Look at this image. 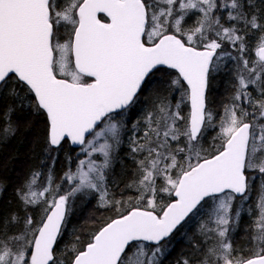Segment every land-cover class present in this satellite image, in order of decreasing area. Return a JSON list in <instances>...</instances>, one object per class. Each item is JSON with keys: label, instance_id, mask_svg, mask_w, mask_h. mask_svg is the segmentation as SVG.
<instances>
[{"label": "snow or ice", "instance_id": "1", "mask_svg": "<svg viewBox=\"0 0 264 264\" xmlns=\"http://www.w3.org/2000/svg\"><path fill=\"white\" fill-rule=\"evenodd\" d=\"M98 13L108 22H101ZM190 14L196 19L185 28ZM62 27L67 39L60 36ZM252 30L261 35L258 59L249 67L243 53ZM225 43L241 53L232 57L238 61V84L231 104L224 106L218 134L222 143L213 154L201 141L214 120L207 96L210 67L220 59L217 50L231 56L224 51ZM161 66L177 75L165 79L171 74L164 73L152 86L143 135L131 139L137 171L127 187L139 195L136 206L123 214L125 202L110 199L106 184L113 144H119L123 127L114 117L138 103ZM10 81L14 86L7 94L21 105L27 101L35 115H44V152L50 159L68 141L80 145L88 157L101 153L103 160L88 159L87 170L81 160L75 172L66 171L60 179L72 187L65 194H60L62 183L56 184L51 168L46 178L41 172L31 174L17 190L21 202L48 207L39 226L32 216L25 217L23 230H18V215L0 211V264H158L164 242L206 198L214 201L215 226L201 223L203 239L193 237L194 256L182 264H264V182L249 238L255 252L250 257L239 254L229 239L233 201L237 195L247 200L253 191L247 173L264 176V9L253 0H0V91ZM249 85L257 86L259 99L253 98ZM173 91H182L174 107L163 95ZM185 99L187 114L181 108ZM241 100L252 110L237 103ZM12 111L9 105L4 115ZM12 130L9 121L2 131ZM89 135L93 138L87 139ZM99 138L104 143L97 146ZM40 180L45 184L36 191ZM88 190L99 194L100 207H115L118 218L85 246L57 253L69 198ZM163 193L174 195L172 202L158 204Z\"/></svg>", "mask_w": 264, "mask_h": 264}, {"label": "trees", "instance_id": "2", "mask_svg": "<svg viewBox=\"0 0 264 264\" xmlns=\"http://www.w3.org/2000/svg\"><path fill=\"white\" fill-rule=\"evenodd\" d=\"M253 3L256 7L264 9V4L261 3V0H253ZM195 19L196 14H190L188 17H186L184 27L186 26L188 28L192 26ZM259 35H261V33L257 30H252L247 34V52L251 53L253 46L258 42ZM161 68L162 71L154 73L153 78L145 85V90L141 94L138 103L125 110L126 112L138 110L139 114H141V108L143 106L145 107V112L151 109V88L155 84H153L152 81H158L161 76L164 75V73L176 75L174 70L164 67ZM159 73L161 75L160 77ZM171 75H164V78L170 79ZM218 84L219 83L215 82L211 84L210 81V87H215ZM13 86V82L10 81L7 88L0 91V190L2 191L3 189L2 194H0V211H2L5 215L15 213L20 217L19 221H24L22 217L28 208L21 206V200L18 198L19 195H16L18 193L17 190L21 189L25 185L26 180L31 176L32 173L39 172V170H41V173L44 176V174L47 175L49 168L52 169L55 182L58 184L64 173L68 169H71L72 160L69 159V157L72 158L74 152L77 149L73 148L69 144L70 142L65 141L59 147L58 151H53L51 153L52 155L55 154V160L51 163L49 160L50 158L48 159L49 155L42 152V150H44L42 136V130L45 123L43 119L44 116L43 114L35 115L33 110L27 107V101L24 102V105H21L18 100L14 101L7 94ZM15 86L19 88L18 85ZM221 93H224V89H222ZM19 94L21 97H23L24 90L21 89ZM163 95L168 96L169 100L170 95L168 93H164ZM224 101L225 102L222 104L220 110H222L227 104V98ZM9 105L14 106V111L5 116L4 113ZM132 119L133 118H131L130 122H133ZM9 121L11 122L12 128L14 130L10 131L9 133H4L2 130L8 126ZM209 133L208 140L210 141L214 138L213 129H210ZM120 157L124 160H129L126 158L124 153H122ZM131 166L132 164H129V168L127 166L128 173L131 170ZM120 187L123 186L121 184L114 186L115 189H120ZM258 190V185L253 186V191L249 193V198L243 201L244 205L239 218L240 221L234 228L233 232L229 233V239L233 242V247L239 249V254L244 256L246 255V246L249 245V238L247 236H242L241 232L243 231V227L249 224H243L245 223V220L247 221V219H252L257 214L256 202ZM112 196L114 197L113 193ZM124 196L126 197V195ZM239 197L236 196L234 202H236ZM172 199V197L167 195L163 201V204L170 202ZM29 209L30 211H34L35 207ZM78 211L72 212L69 219L63 223L61 235L58 238L56 245L57 253L62 254L64 253L65 249H70L73 247V245L78 248L85 246L90 240L92 234L97 232L103 225H105L109 221L108 219L113 215V213L109 214V216H107L98 225L93 224L86 228L81 227L77 229V232L73 231L68 240H66L67 243L65 245L63 244V240L66 239L65 234H67L69 229L72 227ZM157 211H159V209H157ZM196 216L197 218L195 219L190 217L185 222H183V226L178 231H175L170 239L164 242V245L168 244L165 246L164 250L167 251V253L163 252V254H160L157 257L158 264H182L184 259L192 258L194 256L193 237H195L197 240H199V236L202 237L199 231L200 225L201 223L208 222L209 220V218H207L208 215H206L203 211H197ZM249 230L250 225H248L246 232L251 236ZM77 239L79 240V243H77ZM145 244L149 248L154 247V245L151 243ZM251 246L252 245L250 244V247Z\"/></svg>", "mask_w": 264, "mask_h": 264}, {"label": "rangeland", "instance_id": "3", "mask_svg": "<svg viewBox=\"0 0 264 264\" xmlns=\"http://www.w3.org/2000/svg\"><path fill=\"white\" fill-rule=\"evenodd\" d=\"M223 15L226 16L227 12L223 11ZM225 26H230V25L226 24ZM185 28H187V27L185 26ZM60 36L63 37V39H67L66 29L63 27L60 29ZM63 39L61 40V42H63ZM145 39H147V37H145ZM256 47H257V44H255L253 46L251 53L247 52V51L243 53L244 59H247L250 61L249 67L252 66V64H251L252 61L257 60ZM224 51L231 53V56H222L221 50H217V56H220V59L219 60L214 59L213 66L210 67L209 86L207 89V96H208V99L210 101L209 107L214 112V120H213L212 126H210L205 131V135L201 141L203 147L205 149L212 151L213 154L215 152V148L218 147L222 143V140L219 138L218 134L220 132V122H221V116L224 114V108L222 110H220V108H221L222 104L225 102L224 100L226 98H227V104L228 105L231 104L232 99L234 98V96L236 94V87L238 84L237 79H236V76L239 72L238 61L236 59H232V57L241 56L240 52H238L235 48H233L231 45H229L227 43H225V45H224ZM241 64H242V62H241ZM176 75H177V73H176ZM176 75H171L170 79L172 77H175ZM160 76L161 75L159 73V77ZM210 81H211V84H213L214 82L219 83V84L215 87H210ZM156 82H158V81H154V80L152 81L153 84ZM185 87H186V85H185ZM222 89H224L223 94L221 93ZM248 91L251 92L254 99H259V92L257 90L256 85H249ZM181 95H182V91H173L170 94L169 101L173 107L175 106V104L178 101H180ZM219 102H221V103H219ZM237 103L241 104L242 107L247 108L249 111L252 110L251 105L245 103L243 100L237 101ZM184 106H185V108H184ZM144 108H145L144 106L141 108V114H139L138 110H134L131 112L130 111L126 112L124 110L123 112L120 113V115L115 116L114 121H113V122L118 121V122L122 123L123 127L120 129V142H119V144H113V148L111 151V163H110L109 168L106 169V184L108 185L109 198L110 199L120 200V201L125 202L123 205V207H124L123 214H127V211L130 210V208L132 206H136L135 197L139 195V193L136 191L135 188H128L127 185L132 183V181L135 177L136 171H137L136 164H135L133 157H132V154H131L130 142H131V139L133 138L134 135H141V136L143 135L144 127H143L142 117L145 114ZM181 108L182 109L184 108L183 113L187 114V112L189 111V105H188V102L186 99H185V103L181 104ZM131 118H133L132 119L133 122H130ZM43 119L45 122V117ZM138 122H139V128L134 129L133 125L137 124ZM44 126H45V123H44ZM103 126L104 125L101 124L99 127H103ZM210 129H213V134H214L215 139L213 138L212 140L209 141L208 136L210 134L209 133ZM97 131H99V128H97ZM92 138H93L92 135H90L87 139H92ZM109 142L111 143V140H109ZM102 143H104V138H99V143L97 144V146H99V144H102ZM172 146L175 147L176 143L172 142ZM181 146H183V145H181ZM44 147H45V145H44ZM42 152L45 153L44 150H42ZM122 153H124L126 158L129 160L122 159L120 157V155ZM51 156L55 157V154L54 155L51 154ZM138 158L142 159L143 157L138 156ZM48 159H49V157H48ZM88 159H94L99 163V162H102L103 156L101 153L97 152V153H93L91 157H88L87 152H81V147H79L74 152V154L71 158V160H72L71 169H68L67 171L71 170L72 172H75L77 170V166L81 160H84L86 162L84 168H85V170H87V160ZM49 160L52 163L53 160L52 159H49ZM129 164H132V166H131L130 172L128 173L127 166L129 168ZM39 172H41V170H39ZM247 175L249 177V180H250V183L252 184V186L258 185V189H260L261 183L264 182V176H261L258 172H255V171H249L247 173ZM47 176H48V173H47V175L44 174L45 178ZM38 183L40 184V187H37L35 190L41 191L42 187L45 184V181L40 180V181H38ZM61 183H62V189L60 191V194H65L66 192L71 191L72 185H70L67 181L62 182L60 180V182L58 184H61ZM158 183H162V181H158ZM117 184H121L123 187H120V189H115L114 186H116ZM2 192H3V189H2V191L0 190V194H2ZM258 192H259V190H258ZM112 193L114 194V197L112 196ZM124 195H126V197ZM167 195L168 194H166V193L161 194V197L158 198L157 203L163 204V201L165 200ZM130 197L132 198L131 201H129ZM172 198L174 199V195L172 196ZM48 199H51V196H49ZM98 200H99V194L92 192L90 190L78 192L74 196L69 198L68 207L70 208V211L66 215L65 222L69 219L72 212L78 211V210L79 211H78L77 215L75 216L72 227L69 229L67 234L64 233L66 235V239L63 240V244L66 245V243H67L66 240H68V238L71 236V233L73 231L77 232V229H79L81 227L86 228V227L91 226L93 224L98 225L107 216H109V214H111V213H113V215L108 219L109 221H110V219L118 217V214H117L115 207H112V206L100 207L98 205ZM172 200L170 202H172ZM244 200L245 199H243L242 197H239V199L236 202L233 201V208L230 210V216L232 219L233 227L230 230V232H233L234 228L236 227V225L240 221L239 218L241 216L242 207L244 205V203H243ZM145 203H146V201H145ZM21 206L28 208L25 211L24 216L22 218L24 219L25 217H27L29 215L32 216L33 219L37 222L36 226H39V221L43 218V211L45 208L48 207V205L43 203V202L38 204V205H27V206H25L21 202ZM0 207H1V205H0ZM33 207H35L34 211H30L29 208H33ZM197 211L198 212L203 211L206 215H208L207 216V218H209V220L207 222L208 227H214L215 226L211 222V218L214 217V212H215L214 201L211 198L207 199V203L202 202V206L199 207L198 210H196L193 214H190L188 218H190V217H193L194 219L197 218V216H196ZM237 211H239L238 217L236 216ZM258 215H259V209L257 208L256 216L253 217L252 219H247V221L245 220V223H243V224L249 223L248 224V225H250L249 232L251 233V235L253 234V232H252V229L254 226L253 222L255 221V219ZM248 225L243 227V231L241 232V235L247 236L248 238H250L251 237L250 234L246 232ZM23 227H24V221L23 220L19 221L18 230H23ZM202 239L203 238L199 236V240H202ZM167 245L168 244H165V246H167ZM245 252H246L245 256L250 257L255 252V248L253 246L250 247V243H249V245L246 246ZM164 253H167V251H164ZM148 254L150 255L151 252H149Z\"/></svg>", "mask_w": 264, "mask_h": 264}, {"label": "flooded vegetation", "instance_id": "4", "mask_svg": "<svg viewBox=\"0 0 264 264\" xmlns=\"http://www.w3.org/2000/svg\"><path fill=\"white\" fill-rule=\"evenodd\" d=\"M97 15L101 22H108L106 16L103 13H98Z\"/></svg>", "mask_w": 264, "mask_h": 264}, {"label": "water", "instance_id": "5", "mask_svg": "<svg viewBox=\"0 0 264 264\" xmlns=\"http://www.w3.org/2000/svg\"><path fill=\"white\" fill-rule=\"evenodd\" d=\"M104 14V13H103ZM105 15V14H104ZM161 67H165V68H167V66H161ZM184 84L186 85V82H184ZM189 107H190V105H189ZM71 146L72 147H74V148H77V147H79L80 145H75V144H71ZM237 196H240V195H237ZM115 218H118V217H115ZM115 218H113V219H115ZM110 222V221H109ZM103 227V226H102ZM148 243H151V242H148Z\"/></svg>", "mask_w": 264, "mask_h": 264}, {"label": "bare ground", "instance_id": "6", "mask_svg": "<svg viewBox=\"0 0 264 264\" xmlns=\"http://www.w3.org/2000/svg\"><path fill=\"white\" fill-rule=\"evenodd\" d=\"M16 195H18V193L16 194ZM19 198V197H18ZM209 206V205H208ZM233 240V239H232ZM245 244V243H244Z\"/></svg>", "mask_w": 264, "mask_h": 264}]
</instances>
